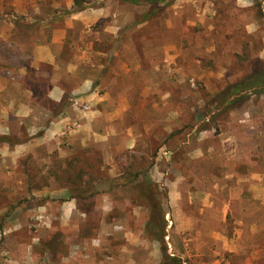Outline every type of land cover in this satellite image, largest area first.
Returning <instances> with one entry per match:
<instances>
[{"label":"rangeland","instance_id":"rangeland-1","mask_svg":"<svg viewBox=\"0 0 264 264\" xmlns=\"http://www.w3.org/2000/svg\"><path fill=\"white\" fill-rule=\"evenodd\" d=\"M75 1L70 9L53 10L51 0H33L37 8L30 11H38L29 13L25 39L47 36L59 22L51 27L40 16L77 12L71 11ZM143 1L91 0L79 11H85V20L93 16L96 21L71 30L83 33V50L116 53L106 70L129 68L117 78L112 71L107 76L114 84L110 91L131 100L129 111L112 122L86 120L92 104L66 93L60 106L70 119L63 135L43 140L36 131L29 149L17 152V160H26V183H18L22 167L15 168L8 151L0 150V264L9 255L21 258L22 252L28 264L32 257L37 264L49 255L44 241L64 253L61 241L83 239H93L96 257L105 264H162V244L146 230L150 211L163 214L166 253L181 264H264V90H244L229 98L244 96L239 100L221 102L227 87L264 67V0ZM150 11L155 12L146 18ZM3 49L11 47L0 45ZM61 56L67 59L71 50L64 48ZM99 57L91 59L104 63ZM84 71L95 72L89 65ZM34 92L40 96L43 89L36 84ZM40 122L47 124L45 118ZM109 123L114 133L93 132L94 126L103 131ZM134 172H139L136 179ZM8 174L18 181H4ZM79 174L90 185L81 195L95 192L84 204L90 209L88 221L80 223L89 236L82 237V231L77 236L71 224L56 229L53 199L48 201L53 203L52 229H45L37 209L45 200L27 192L75 187ZM109 175L123 180L110 184ZM120 180L130 182L121 185ZM142 183L153 186L149 198L138 196ZM103 191L111 192L110 210L101 208ZM137 199L142 205L136 206ZM24 211L29 212L25 217ZM155 222L160 229L158 216ZM9 225L19 227L3 235L1 229Z\"/></svg>","mask_w":264,"mask_h":264},{"label":"crops","instance_id":"crops-1","mask_svg":"<svg viewBox=\"0 0 264 264\" xmlns=\"http://www.w3.org/2000/svg\"><path fill=\"white\" fill-rule=\"evenodd\" d=\"M32 2L33 0H0V45L5 44L11 47L9 50H7L8 48L0 50V137L5 140L0 143V146H2L0 150H7L14 167L16 166L15 168H17V165H20L23 172V175L19 177V181L15 178L14 174H8L7 178L4 179L7 182H16L17 180L18 183H26L28 181L26 160H17L19 157L17 152L20 151L19 149L21 147H24L23 149L25 151L26 146L29 149L31 144L30 136L32 134L40 131V136H42L43 140H46L48 137L56 136L58 138L57 136L63 135L67 126L66 122L70 119V114L65 112L60 106L64 101V95L66 93L69 95H78L84 101L92 104L93 108L86 114V120L89 118L94 120L102 118L105 122H112L113 120L122 118L130 109L131 100L129 97L121 93L113 94L110 89L112 87L111 85L114 86V84L108 83L107 79L109 71L113 72L111 74L113 78H117L123 74L121 73V69L127 74L129 68L125 66L118 68L111 66L109 71L106 70L107 66L105 64L108 65L109 60L116 53L109 50L107 52L95 49L89 50L88 47L86 50H83L80 47V41L84 37L83 33L81 34L76 30L71 32V30L76 29L80 24L86 25L89 19L96 21L97 18L90 15L92 18L85 20V11L71 12L62 18L54 16L53 14L42 15L40 18L43 19L46 25L51 26L58 22L59 25L57 24L55 28L51 26L52 29H50L47 36L43 39L36 37L26 40L25 36L27 33H25V26L31 23L29 13L35 14L38 11H30L31 8H37L36 3ZM41 4L43 5L44 3ZM50 5L53 7V10H58L59 8L70 9L73 5V0H51ZM20 21L22 25L19 24ZM67 40H69V43ZM67 47L71 50V56L65 59L61 54L64 48L66 49ZM2 51L6 52L7 56L2 55ZM87 53H89L91 58L100 56V59H105L104 63L102 61H93L90 57L87 58ZM28 58L29 60H27ZM87 65L95 72H85L84 69ZM136 70H138V67ZM151 71L153 75L154 69ZM7 73H9V76ZM32 84H37L40 89H43L40 96L34 92L35 85ZM109 104L111 107L104 111ZM51 105L54 108L53 110L49 109ZM43 118L47 120V124L40 122ZM90 124L92 122L86 123L83 126L85 128ZM104 128L105 130L99 131L94 126V130L93 128L92 130L103 135H108L109 132L114 133L115 129L112 123H109ZM128 129L129 134H131L132 127L128 126ZM21 135H27L28 139L14 141L16 136ZM9 146H12L11 149ZM102 147L106 148L107 146ZM127 147L131 148L132 146ZM3 166L4 164L2 165L1 163L0 168ZM114 178H119V176H108V179ZM59 180L63 181L61 178ZM117 188H112L110 191ZM110 191H103L100 194L103 198L102 209H112ZM27 195L28 197L34 195L37 199L45 200L37 207L38 212L43 214L42 223L46 227L45 229L50 231L52 229L51 224L48 222L53 216L50 210L53 207V203L49 204L48 201L53 199L56 203L57 213L55 216L57 217V225L59 226L56 229L63 231L64 228H68L69 224H71L72 230L77 232V236H80L78 234L80 231L83 233L81 235L82 237L87 238L89 236L86 235L88 233H85V230L80 228V223H87L90 209L89 206L85 207L84 204L91 203L93 198L90 197L86 201L79 202L76 197L71 196L69 187L67 188L65 185L50 191L43 189H39L36 193L30 191L27 192ZM106 204L107 208H104ZM27 211L30 212V209ZM27 211H24L23 217L26 216V213H29ZM18 227L19 225H9L5 228L3 227L1 231L3 230V235H6V231H10L11 229L15 230ZM91 240H71L70 243L61 241L62 244L66 245L67 250L64 253H57L55 251L57 244L52 243V253L47 252L49 255L46 254L45 260L41 261L37 259L36 263L105 264V259L101 258V256L96 257V247L98 246H95L93 242L91 243ZM22 253L19 259L10 255L5 257V264L16 262V260L19 263L28 264L26 261L27 255L25 252ZM32 258H30L31 264L32 262L35 263L34 258L33 260Z\"/></svg>","mask_w":264,"mask_h":264},{"label":"trees","instance_id":"trees-1","mask_svg":"<svg viewBox=\"0 0 264 264\" xmlns=\"http://www.w3.org/2000/svg\"><path fill=\"white\" fill-rule=\"evenodd\" d=\"M124 1H129V2H132V3H135V4H142L144 1L143 0H124ZM154 2H158L160 0H153ZM87 3H91V0L84 3L83 0H77L75 1L74 3V8L73 10L71 11H79L81 10L82 8H84V5L86 6ZM93 3V2H92ZM160 8H156L155 10H158ZM71 11H66V13H70ZM155 11H150L148 14H146V18ZM227 90L225 91V94H224V98L221 102L225 101L226 104H230L232 102H235L237 100H239L240 95L239 97H234L232 99L229 100L230 96H232L233 94L234 95H237L239 94L241 91H244V90H250V89H253V92H260V91H263L264 90V67L261 68L260 70L254 72V73H251L250 75H248L247 77H245L244 79H242L241 81L239 82H236V83H233L231 86L227 87L226 88ZM244 97V96H242ZM128 173H131L130 172V169L129 171H127ZM143 172V170H142ZM127 173V174H128ZM139 172H134L132 173V177L133 179H136L138 177V174ZM77 178V182L74 180V183L76 184L75 187H70L69 186V190H72V194L71 196L73 197H76L78 200L80 201H86L88 198L91 197V194H95V192H86V194H83L81 195V192L83 191H86V187L87 186H90L88 183L84 184L83 180H82V177H81V174L77 175L76 176ZM119 179H122L123 178H114V179H107V181L110 183V184H113V185H118V180ZM120 180V184L122 185H125L126 183H128V181H122ZM133 181V180H132ZM130 182V181H129ZM68 182H66L67 184ZM71 184V183H69ZM84 184V185H83ZM147 183L144 184L142 183L141 184V187L139 189V192H138V196L140 198H142L143 196L149 198V187H153L151 185H148ZM72 186V185H71ZM138 197V198H139ZM137 199V203L136 204H141L142 205V202L141 200ZM151 206L149 205V208ZM157 214V215H156ZM157 216L159 217V220L161 221V227L159 229L157 223L155 222ZM165 219H164V216L163 214L160 213H157V212H153V211H150L149 212V215H148V219H147V222H146V230H147V233L149 234V236L151 238H154V239H157L158 241L161 242V246H162V253H163V261H162V264H181V259L176 257V256H171L169 255L168 253H166V245H165V242L163 240V236L165 235V232H164V226H165ZM1 228V226H0ZM57 236H58V233H57ZM56 237V236H54ZM52 243H54L53 241L51 240H47V241H44L42 243V248L46 251V252H49V253H52ZM54 253V251H53Z\"/></svg>","mask_w":264,"mask_h":264}]
</instances>
